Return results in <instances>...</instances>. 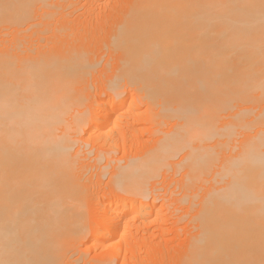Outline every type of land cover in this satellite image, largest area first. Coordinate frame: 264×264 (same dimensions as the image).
<instances>
[{
  "label": "bare ground",
  "instance_id": "1",
  "mask_svg": "<svg viewBox=\"0 0 264 264\" xmlns=\"http://www.w3.org/2000/svg\"><path fill=\"white\" fill-rule=\"evenodd\" d=\"M0 264H264L262 0H0Z\"/></svg>",
  "mask_w": 264,
  "mask_h": 264
},
{
  "label": "snow or ice",
  "instance_id": "2",
  "mask_svg": "<svg viewBox=\"0 0 264 264\" xmlns=\"http://www.w3.org/2000/svg\"><path fill=\"white\" fill-rule=\"evenodd\" d=\"M262 3H264V0H262Z\"/></svg>",
  "mask_w": 264,
  "mask_h": 264
}]
</instances>
